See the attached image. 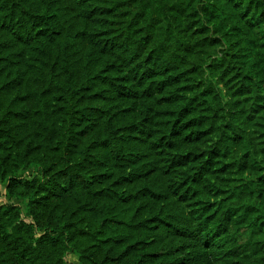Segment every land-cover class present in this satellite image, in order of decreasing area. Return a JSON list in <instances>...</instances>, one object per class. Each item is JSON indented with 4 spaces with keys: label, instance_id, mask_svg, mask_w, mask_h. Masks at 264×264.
<instances>
[{
    "label": "trees",
    "instance_id": "obj_1",
    "mask_svg": "<svg viewBox=\"0 0 264 264\" xmlns=\"http://www.w3.org/2000/svg\"><path fill=\"white\" fill-rule=\"evenodd\" d=\"M188 2L0 0V264H264V0Z\"/></svg>",
    "mask_w": 264,
    "mask_h": 264
},
{
    "label": "rangeland",
    "instance_id": "obj_2",
    "mask_svg": "<svg viewBox=\"0 0 264 264\" xmlns=\"http://www.w3.org/2000/svg\"><path fill=\"white\" fill-rule=\"evenodd\" d=\"M174 1H177L178 3H180V5L190 10L193 7H200L198 6V3H193L196 6H193L192 4L190 5L188 2L189 0H174ZM228 52H229L228 46L227 48H225L220 43L218 45L211 46L209 49L203 48V53H201V55L207 56L206 61H211L213 58H217L218 56H222V55H224L226 59L228 56ZM228 87L231 91H233L234 89L236 91L238 87L237 82L233 78H231L230 81L228 82ZM224 93H225V90H224ZM242 100L245 106L248 108V112H249L250 111L249 106L251 105L252 101L246 98H242ZM251 114H254V113L251 112ZM253 117L254 118L256 117L258 119L259 125H261V126L256 127V131L258 132L259 135H261L260 138L262 140V143H264V120L260 118L259 116H257L256 114H254ZM36 175H38L37 167H32L30 169L23 170V171L20 170L18 173V176L20 178H28V179H31ZM7 187H8V179H5L4 181L0 180V205H18V206H21L23 211H26V200L23 198H10L7 195ZM22 217L25 218L27 222H31V219L29 217H25L24 213ZM63 252L64 254L60 256L58 260H61V262H63L64 264H85L80 254L68 252L66 250H64Z\"/></svg>",
    "mask_w": 264,
    "mask_h": 264
}]
</instances>
